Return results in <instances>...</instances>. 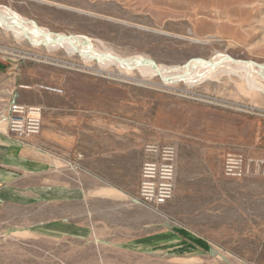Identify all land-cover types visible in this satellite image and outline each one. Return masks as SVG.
Returning a JSON list of instances; mask_svg holds the SVG:
<instances>
[{
	"label": "rangeland",
	"instance_id": "rangeland-1",
	"mask_svg": "<svg viewBox=\"0 0 264 264\" xmlns=\"http://www.w3.org/2000/svg\"><path fill=\"white\" fill-rule=\"evenodd\" d=\"M3 8L122 58L182 67L224 55L264 65V0H0ZM0 69L7 93L21 84L20 103L43 108L42 132L64 165L1 189L0 264H264V94L246 78L167 84L1 28ZM86 135L101 156L85 197ZM147 145L176 149L175 193L160 211L137 199ZM228 155L251 161L246 176L226 175ZM174 229L207 246L160 241Z\"/></svg>",
	"mask_w": 264,
	"mask_h": 264
},
{
	"label": "bare ground",
	"instance_id": "bare-ground-1",
	"mask_svg": "<svg viewBox=\"0 0 264 264\" xmlns=\"http://www.w3.org/2000/svg\"><path fill=\"white\" fill-rule=\"evenodd\" d=\"M0 28L16 39L27 40L33 46H45L50 50L63 49L69 54L78 53L83 59H98L102 64H113L126 70L138 69L146 76L160 77L167 84L184 82L194 85L220 73L238 74L249 81L252 89L264 94V65L238 61L224 55H218L212 61L194 60L182 67L157 65L142 56L122 58L110 52L98 51L82 36L55 35L31 26L20 15L7 8L0 9Z\"/></svg>",
	"mask_w": 264,
	"mask_h": 264
},
{
	"label": "crops",
	"instance_id": "crops-1",
	"mask_svg": "<svg viewBox=\"0 0 264 264\" xmlns=\"http://www.w3.org/2000/svg\"><path fill=\"white\" fill-rule=\"evenodd\" d=\"M0 72H4V70L0 69ZM27 89L21 84H17L9 89L7 93L6 84H1L0 82V192L8 182H17L24 174L33 176L47 174L62 165L52 151L53 137L48 132H42L39 136H35L27 141H20L9 132L8 115L10 106L17 102L28 103V101L24 100V92ZM97 140V137L86 135L84 141L81 140L82 142H80L78 149L81 168L78 176L80 195L84 194L85 197V188L87 187L88 180L94 178L95 181H98L99 179L96 161L101 154ZM120 195L125 196L121 193ZM135 199H132L133 202L136 201ZM173 231L168 232L170 238L165 237L160 239V241H166V245L173 244L175 247L178 243H180L178 247L188 245L204 248L207 246L204 240L192 236L185 229H174ZM150 241L149 237L142 238L138 241V245L148 244ZM123 246L135 247V244L134 242L124 243Z\"/></svg>",
	"mask_w": 264,
	"mask_h": 264
},
{
	"label": "built area",
	"instance_id": "built-area-1",
	"mask_svg": "<svg viewBox=\"0 0 264 264\" xmlns=\"http://www.w3.org/2000/svg\"><path fill=\"white\" fill-rule=\"evenodd\" d=\"M41 106L13 103L8 129L20 141L39 136L43 130ZM248 162V163H247ZM251 161L228 155L226 175L241 178L248 174ZM176 181V149L173 146L147 145L141 170L138 202L149 210L160 211L173 199Z\"/></svg>",
	"mask_w": 264,
	"mask_h": 264
}]
</instances>
